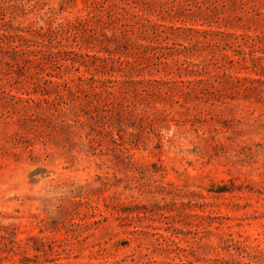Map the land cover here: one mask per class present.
Wrapping results in <instances>:
<instances>
[{
  "label": "rangeland",
  "instance_id": "obj_1",
  "mask_svg": "<svg viewBox=\"0 0 264 264\" xmlns=\"http://www.w3.org/2000/svg\"><path fill=\"white\" fill-rule=\"evenodd\" d=\"M0 264H264V0H0Z\"/></svg>",
  "mask_w": 264,
  "mask_h": 264
}]
</instances>
